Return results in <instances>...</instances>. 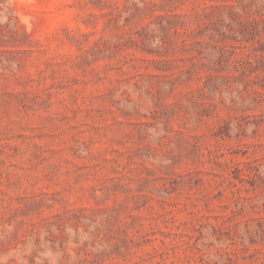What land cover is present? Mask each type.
Segmentation results:
<instances>
[{
  "label": "rangeland",
  "instance_id": "rangeland-1",
  "mask_svg": "<svg viewBox=\"0 0 264 264\" xmlns=\"http://www.w3.org/2000/svg\"><path fill=\"white\" fill-rule=\"evenodd\" d=\"M0 264H264V0H0Z\"/></svg>",
  "mask_w": 264,
  "mask_h": 264
}]
</instances>
